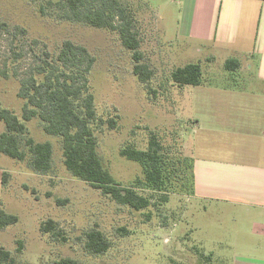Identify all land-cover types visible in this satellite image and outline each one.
Listing matches in <instances>:
<instances>
[{"label":"rangeland","instance_id":"obj_1","mask_svg":"<svg viewBox=\"0 0 264 264\" xmlns=\"http://www.w3.org/2000/svg\"><path fill=\"white\" fill-rule=\"evenodd\" d=\"M56 1L0 0L1 104L20 116L24 100L17 95L19 82L44 49L54 55L67 39L85 46L93 57L87 78L94 96L97 149L103 166L121 185H138L143 172L137 162L121 156L120 149L126 144L146 149L151 134L171 156L187 163L192 158L196 88L177 86L171 79L175 67L199 63L202 83L211 87L205 96L224 110V116L240 114L252 102L263 103L249 95L258 92L255 85L224 68L222 56L194 55L176 39V0H120L139 31L142 61L152 72L147 83L134 74L131 52L116 31L73 21ZM228 88L248 92L233 94ZM25 124L28 136L51 143L52 169L39 174L27 166L28 156L19 161L0 153V208L18 217L15 224L0 229V245L14 252L21 240L22 252L16 254L20 264H53L62 257L82 264H172L171 259L206 264L199 251L211 253L213 264H231L230 257L251 250L248 242L258 239L243 211L195 197L191 184L181 178H172L160 191L139 184L138 192L151 199L145 209L117 204L66 170L60 137L46 134L37 118ZM3 130L0 120V133ZM47 218L58 222L65 241L40 231ZM92 228L111 242L104 254L83 248L84 233Z\"/></svg>","mask_w":264,"mask_h":264},{"label":"trees","instance_id":"obj_2","mask_svg":"<svg viewBox=\"0 0 264 264\" xmlns=\"http://www.w3.org/2000/svg\"><path fill=\"white\" fill-rule=\"evenodd\" d=\"M66 16L96 28L116 31L121 44L131 52L133 72L138 79L147 83L152 72L143 62L140 51L139 31L133 23L126 7L120 0H57ZM43 57L34 64L25 78L19 82L17 95L23 99L21 114L3 107L0 100V120L4 130L0 133V153L22 161L27 158V166L36 173L47 174L52 169V145L49 141H36L27 135L25 122L39 119L43 131L58 136L61 140L63 163L75 178L89 183L110 197L114 202L135 210L151 205L150 197L138 192V185L144 183L154 191L164 190L172 178H181L191 184L193 190V159L171 156L154 134L149 137L146 149L126 144L120 155L137 162L143 172V179L137 178L138 185H121L106 169L98 152V142L92 125L96 122L94 96L88 85L87 74L93 57L83 45L64 40L52 55L46 49ZM240 63L234 57L227 58L224 68L235 72ZM172 81L179 87L202 84V69L199 63L188 62L175 67L171 72ZM110 127L114 121L109 120ZM7 173H4V179ZM187 179V180H186ZM2 182L4 180L2 179ZM163 201L167 196L162 197ZM17 215L0 208V229L15 224ZM39 229L52 239L65 241L66 236L58 222L52 218L41 221ZM14 252L0 245V264H20L16 254L21 253L23 242L16 241ZM111 242L103 231L92 228L84 233L83 248L86 252L99 255L108 251ZM206 264L211 262V253L197 252ZM172 264H184L171 259ZM53 264H82L70 257H62Z\"/></svg>","mask_w":264,"mask_h":264},{"label":"crops","instance_id":"obj_3","mask_svg":"<svg viewBox=\"0 0 264 264\" xmlns=\"http://www.w3.org/2000/svg\"><path fill=\"white\" fill-rule=\"evenodd\" d=\"M176 1V39L194 55L238 59L240 66L231 73L255 85L258 92L249 95L263 102L224 116L205 96L210 85L194 86L199 107L190 140L193 195L240 209L255 227L258 239L248 242L251 250L234 254L231 264H264V0Z\"/></svg>","mask_w":264,"mask_h":264}]
</instances>
